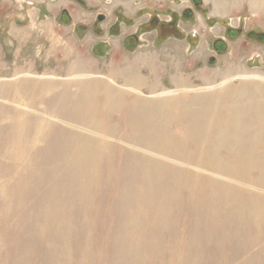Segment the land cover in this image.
Returning <instances> with one entry per match:
<instances>
[{
	"label": "bare ground",
	"instance_id": "bare-ground-1",
	"mask_svg": "<svg viewBox=\"0 0 264 264\" xmlns=\"http://www.w3.org/2000/svg\"><path fill=\"white\" fill-rule=\"evenodd\" d=\"M241 76L248 85L239 89L222 88L210 94L208 90L217 85L209 86L200 89L205 90L203 94L190 99L159 101L151 108L146 107L148 103L134 102L141 107L138 113L143 123H132L134 129L127 134L119 131L117 142L109 140L115 130L108 124L100 126L102 122L97 123L104 132L99 136L72 129L56 130L59 137L52 139L51 145L56 153L53 171L64 172L57 181H65L67 188L61 197L48 189L49 199L42 201L45 206L32 214L34 243L43 244L47 261L60 264L68 256L70 244L66 236L62 239L63 231L67 234L72 228L71 209L83 203L85 210L91 184L101 170L107 177L117 172L120 178L125 192L117 203L120 217L129 216L136 222L143 217L149 221L146 225L156 223L160 229L168 218L189 216L191 223L185 229L188 237L184 245L188 252L199 251L197 260L214 246L256 250L252 253L255 264H262L264 88L260 83L264 76ZM188 89L163 90L154 96ZM86 98L82 95L66 113L73 115L72 108H82L84 102L87 109L91 104ZM115 149H120L121 154L118 167L112 159ZM34 164L30 162L29 166ZM146 225L144 221L141 228ZM156 253L157 249L149 255L148 264H157ZM231 257L235 260L237 253Z\"/></svg>",
	"mask_w": 264,
	"mask_h": 264
},
{
	"label": "rangeland",
	"instance_id": "rangeland-1",
	"mask_svg": "<svg viewBox=\"0 0 264 264\" xmlns=\"http://www.w3.org/2000/svg\"><path fill=\"white\" fill-rule=\"evenodd\" d=\"M234 38L238 39L237 34ZM249 41L243 46L248 57L241 60L243 70L240 73L223 76L228 61L224 56L228 55L230 45L226 40L218 43L219 47L224 48L220 52L213 50L209 43L207 52L214 56L208 60H197V70L186 81L190 84L189 91H178L167 96H154L158 92H150L147 86H137L139 91L132 93L99 91L94 96L93 93L80 92V85L99 81V78L92 76L0 75V264H52V260L51 263L47 261L43 244L34 243L35 222L32 214L45 206L42 201L49 199L48 189L61 197L67 188L65 181H57L58 177H64V172L53 171L56 153L51 145L52 139L59 137L56 130L72 129L99 136L104 132L97 123L102 122L100 126L108 124L115 130L116 133L111 134L109 140L117 142L119 131L127 134L134 129L132 123H143L138 113L141 107L134 102L148 103L146 107L151 108V104L159 101L190 99L198 93L203 94L205 90L200 89L209 86L217 85V88L208 90L210 94L222 88H242L248 83L241 74L264 76V60L255 55V47L260 44ZM137 46L135 42H130L126 49L133 52ZM183 61V71H188L189 61ZM172 69L167 70L175 71ZM165 70L161 69L163 74L151 78L162 81V85L158 83L159 90H178ZM206 75L208 77H204ZM105 77L111 78L108 75ZM225 78L229 80L222 82ZM260 84L263 89L264 79ZM82 95H86L91 105L85 109L84 102L82 108H72L75 111L73 115L66 113L67 108L79 103ZM114 152L112 159L118 167L121 163L120 149ZM30 162L35 164L29 166ZM119 172L118 175H121L122 168ZM116 173L107 177L99 170L91 184V198L85 210L83 203L72 207L69 218L72 230L67 234L64 230L62 239L66 236V243L70 247L68 256L60 264H148L149 255L155 249L157 264H255L252 253L256 250L237 251L214 246L203 252L202 259L199 257L197 260L199 251L188 252L184 245L188 237L186 230L191 223L189 216L180 214L178 218H168L161 223L160 229L156 223L146 225L149 221L143 217L137 222L129 216L120 217L117 203L125 192ZM144 221L147 227L141 228ZM64 226L67 227V223ZM235 253L237 258L234 260L231 256ZM260 262L264 264L263 252Z\"/></svg>",
	"mask_w": 264,
	"mask_h": 264
},
{
	"label": "crops",
	"instance_id": "crops-1",
	"mask_svg": "<svg viewBox=\"0 0 264 264\" xmlns=\"http://www.w3.org/2000/svg\"><path fill=\"white\" fill-rule=\"evenodd\" d=\"M215 39L231 48L223 76L243 70L249 40L264 60V0H0V75L92 76L99 81L79 88L94 96L167 90L151 78L163 68L178 89L190 87L197 60L214 56L207 45L214 50Z\"/></svg>",
	"mask_w": 264,
	"mask_h": 264
},
{
	"label": "trees",
	"instance_id": "trees-1",
	"mask_svg": "<svg viewBox=\"0 0 264 264\" xmlns=\"http://www.w3.org/2000/svg\"><path fill=\"white\" fill-rule=\"evenodd\" d=\"M192 14H193V10H192V9H187V10L184 12V15H185V16H187V15H192ZM223 41H224L223 39H215V40H214L215 43H217V42H218V43H222ZM216 50H218V51L221 52V51L224 50V48L218 46V47H216Z\"/></svg>",
	"mask_w": 264,
	"mask_h": 264
},
{
	"label": "flooded vegetation",
	"instance_id": "flooded-vegetation-1",
	"mask_svg": "<svg viewBox=\"0 0 264 264\" xmlns=\"http://www.w3.org/2000/svg\"><path fill=\"white\" fill-rule=\"evenodd\" d=\"M214 47H215V49H216V47H218V42L217 43L214 42Z\"/></svg>",
	"mask_w": 264,
	"mask_h": 264
},
{
	"label": "water",
	"instance_id": "water-1",
	"mask_svg": "<svg viewBox=\"0 0 264 264\" xmlns=\"http://www.w3.org/2000/svg\"><path fill=\"white\" fill-rule=\"evenodd\" d=\"M101 17L99 16V19H100Z\"/></svg>",
	"mask_w": 264,
	"mask_h": 264
}]
</instances>
